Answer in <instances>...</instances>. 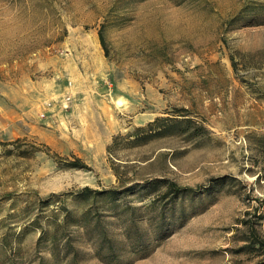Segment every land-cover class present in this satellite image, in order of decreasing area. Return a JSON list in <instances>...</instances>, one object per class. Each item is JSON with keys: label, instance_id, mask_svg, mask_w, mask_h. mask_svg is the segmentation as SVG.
<instances>
[{"label": "rangeland", "instance_id": "1", "mask_svg": "<svg viewBox=\"0 0 264 264\" xmlns=\"http://www.w3.org/2000/svg\"><path fill=\"white\" fill-rule=\"evenodd\" d=\"M258 238L264 0H0V264H264Z\"/></svg>", "mask_w": 264, "mask_h": 264}, {"label": "trees", "instance_id": "2", "mask_svg": "<svg viewBox=\"0 0 264 264\" xmlns=\"http://www.w3.org/2000/svg\"><path fill=\"white\" fill-rule=\"evenodd\" d=\"M100 39H101V43L104 47V49L106 50V53H107V44H106V40H105V37H104V34H103V31L102 29H100ZM119 136H115L114 137V140L112 142V144H110L108 146V149L111 151L114 146L116 145L117 143V140H118ZM77 161H80V160H77ZM81 165L79 162H74L73 163V166H79ZM85 164H82V166H84ZM119 178H121L119 176ZM169 189L172 190H179L180 188H178L173 182L170 183L169 185ZM118 192V187L117 186H112V187H104L102 189L100 188H93L89 185H86L84 186L82 189L79 190V192L77 194H84V193H91L93 195V198H95V196L97 195H115V193ZM56 196H58V194H54ZM67 217L64 218V220L62 221L63 223H67L68 221H66ZM254 243H259L261 246H264V239L262 238H258L257 240L253 241Z\"/></svg>", "mask_w": 264, "mask_h": 264}]
</instances>
